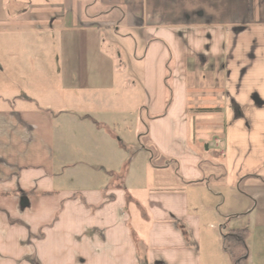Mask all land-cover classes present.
Instances as JSON below:
<instances>
[{
  "label": "crops",
  "instance_id": "obj_1",
  "mask_svg": "<svg viewBox=\"0 0 264 264\" xmlns=\"http://www.w3.org/2000/svg\"><path fill=\"white\" fill-rule=\"evenodd\" d=\"M235 230L264 249V0H0V264H222Z\"/></svg>",
  "mask_w": 264,
  "mask_h": 264
},
{
  "label": "rangeland",
  "instance_id": "obj_2",
  "mask_svg": "<svg viewBox=\"0 0 264 264\" xmlns=\"http://www.w3.org/2000/svg\"><path fill=\"white\" fill-rule=\"evenodd\" d=\"M98 114H100L99 111H95V112H91L90 115H91L92 119L96 120L97 122L104 121L101 117L98 116ZM106 123L110 125V123L108 121H106ZM90 125H95V124H90ZM138 126H140V124ZM111 128H112V126H111ZM115 130L118 131L117 128H115ZM121 133H123V129H122ZM80 141L81 140H78V142H80ZM113 142H115V141H113ZM132 157H133V155L130 153L128 156H126L127 161H128L127 163H129V161ZM145 158H146V156H145ZM150 158L151 157L149 155H147V159H150ZM119 173H123V172H119ZM120 176L121 175H119V177ZM112 178H114V177L112 176ZM134 179L135 178H133V175H131V177L129 178L128 184H127V186L129 187V190H130V194L137 196L140 199L143 198V200H145L147 192L140 191L136 194V190H134L135 187L131 184L132 181L134 182ZM242 223H243L242 220H235V221L225 220L224 225L227 228H224L225 229L224 235H227L229 233L228 229L235 227V225H238V227H245V226H242ZM237 239L239 240V238L236 237V239L234 241L237 242L238 241ZM230 243H231L230 241H228L226 243L227 247H228L229 254H228V257L226 259H224L225 261H224V263L222 262V264H264V261H262V258L264 257V249H263V246L261 245L262 243L259 241V239L257 237V234H254L253 237H251L248 244H247V242L244 241L241 244L236 243L237 247L232 248V245H230ZM249 247L251 249V251H250L251 258L249 261H246L245 256L248 254ZM214 264H216V263H214Z\"/></svg>",
  "mask_w": 264,
  "mask_h": 264
},
{
  "label": "trees",
  "instance_id": "obj_3",
  "mask_svg": "<svg viewBox=\"0 0 264 264\" xmlns=\"http://www.w3.org/2000/svg\"><path fill=\"white\" fill-rule=\"evenodd\" d=\"M233 233L236 235L237 238H239L240 242L242 243L243 238L241 236L243 234V231H241V230H235V231H233Z\"/></svg>",
  "mask_w": 264,
  "mask_h": 264
}]
</instances>
